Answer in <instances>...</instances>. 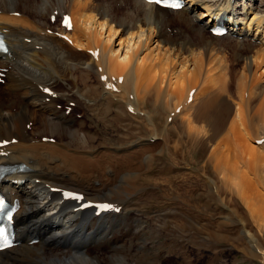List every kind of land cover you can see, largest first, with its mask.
Wrapping results in <instances>:
<instances>
[{
  "label": "bare ground",
  "instance_id": "obj_1",
  "mask_svg": "<svg viewBox=\"0 0 264 264\" xmlns=\"http://www.w3.org/2000/svg\"><path fill=\"white\" fill-rule=\"evenodd\" d=\"M220 7L229 12L230 33L215 36L209 29L216 24ZM16 11L20 14L16 15ZM63 13L72 15L73 27L66 31L71 42L55 33L57 24L51 21L54 15L61 19ZM0 28L10 47L9 52L0 53V66L6 73L5 87L0 85V141L18 139L5 147L10 153L1 159L24 163L27 172L16 171L9 176L40 178L49 185L47 199L51 196V201L57 203L56 216L51 220L26 186L13 189L9 182L4 185L12 199L21 200L16 214L20 243L0 252V264L129 263L120 251L127 248L129 241L143 237L146 222L125 210V200L136 193L134 183L156 152L142 154L147 163L140 165L142 172L125 173L115 185V149L85 145L91 143L89 132L82 131L81 135V129H88L87 114L92 112L99 123L103 120L100 116L106 117V113L90 110L96 107L95 101L84 91L105 87L108 79L101 80L102 76H124L117 85L119 93L106 91L126 100L139 115L149 99L166 102L170 118L173 112L195 137L204 128H197L201 118L196 114L197 106L206 109L220 104L225 107L224 126L229 123L226 131L237 140L243 137L239 127L245 132L243 143L237 145H243L250 163L255 166L263 160L258 154L261 146L247 138L244 108L251 92L248 83L257 79L259 71L264 76V0H186L185 7L177 10L160 8L148 0H0ZM57 29L64 31L60 25ZM225 41L232 42L234 60L242 63L244 82L239 79L243 84L236 88L237 100L232 103L228 88L231 61L220 56L229 54L222 46ZM45 87L53 89V93H45ZM192 89L195 92L189 101ZM73 102L71 112L66 114ZM59 104L63 108H58ZM77 111L83 114L78 117ZM27 123H31L29 130ZM150 124L157 128L154 122ZM45 137H55V141ZM73 140H81L85 149L81 150L82 145L77 149ZM155 143L143 139L137 149ZM133 147L136 149L131 146L130 150ZM219 147L214 146L215 159L222 157ZM157 152L161 154L162 150ZM121 156L137 160L130 154ZM226 159H222V163L226 161V172L235 175L239 184L248 186L249 180L243 176L246 173ZM52 186L80 190L85 193V200L116 201L123 209L99 216L93 209L80 211L76 208L80 203L61 202L60 193L53 192ZM117 188L120 192H115ZM247 241L252 255L263 258L264 250L258 241ZM115 248L118 255L114 254Z\"/></svg>",
  "mask_w": 264,
  "mask_h": 264
},
{
  "label": "rangeland",
  "instance_id": "obj_2",
  "mask_svg": "<svg viewBox=\"0 0 264 264\" xmlns=\"http://www.w3.org/2000/svg\"><path fill=\"white\" fill-rule=\"evenodd\" d=\"M222 44L229 54L227 52L220 56L225 57L227 62L229 59V62L231 61L230 64L226 63L232 73V80L228 82V88L231 90L229 92L233 96L232 103L237 100V89L240 87L238 85L244 82L240 71L242 63L234 60L235 47L232 42L225 41ZM259 72V76H255L256 80L248 81L247 89L251 92L246 96L244 108L247 118L245 127L247 133L249 132L247 138L250 137L251 143L261 146L258 154L263 160L255 166L250 163L245 151L243 152V145H237L241 144V141L243 143L245 137L242 127L239 129L243 137L240 136L238 140L226 131L229 123L224 126L225 114L222 109L225 110V107L220 104L206 109L197 106L196 114L199 113L201 117L197 128H204L203 131L199 129L201 134L195 137L189 134L187 124L177 118L178 116L174 117L173 112V117L170 118L164 101L149 99L142 107L145 114L139 115L135 111L130 113L127 101L112 97L103 85L85 89L84 93L95 101L94 104V101L86 100L88 104L96 106L89 109H99L100 112L106 113V117L102 114L100 119L103 120L96 123L94 114L88 113V129H81V135L82 131L89 132L91 143L86 142L87 147L92 145L91 147L95 146L96 149H115V185L125 173L133 175L137 171L142 172L141 166L147 164L142 154L156 152L153 161L134 183L136 193L125 200L131 206H126L125 210L146 222L143 226L146 227L143 237L135 239L132 243L129 241L127 248L120 251L126 254L128 264H264V257L253 256L247 247V240H257L264 250V142H256L257 139L264 138V97L261 96L264 95V76ZM225 80L223 79V82ZM0 85L4 86V83ZM102 91L107 98L102 95ZM253 93L256 94L252 95ZM258 111L263 113L259 114ZM76 114L80 117L83 113L80 111ZM152 122L157 128L152 127ZM30 126L31 123H27L28 130ZM151 136L155 137L156 143L153 141L155 144L138 151V144ZM73 144L77 149L81 145V150L85 149L81 140H73ZM131 146H136V149L133 147L130 150ZM214 146H220L221 160L213 157ZM160 149L161 154L157 152ZM125 154H130L137 160H126L121 156ZM222 159L229 160L230 165L235 163L231 166L236 165L240 172L244 171L246 175L243 176L248 178L249 185L239 184L235 175L226 172V161L222 163ZM34 180L40 178H29L27 188L29 192L35 193L33 195L46 217L53 220L57 203L53 205L47 202L44 193L45 182L35 181L36 184L33 185ZM118 188L115 192H120ZM116 197L120 201L115 195ZM116 249L114 254L118 255L119 251Z\"/></svg>",
  "mask_w": 264,
  "mask_h": 264
},
{
  "label": "snow or ice",
  "instance_id": "obj_3",
  "mask_svg": "<svg viewBox=\"0 0 264 264\" xmlns=\"http://www.w3.org/2000/svg\"><path fill=\"white\" fill-rule=\"evenodd\" d=\"M171 7H175V8H179L181 7V5L179 3H174L172 5H170ZM47 91V90H46ZM66 195H72L71 193H67ZM78 198H82V197H78ZM99 207L101 208H110L111 205H99ZM0 235H3L2 231H0Z\"/></svg>",
  "mask_w": 264,
  "mask_h": 264
}]
</instances>
